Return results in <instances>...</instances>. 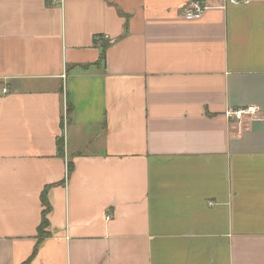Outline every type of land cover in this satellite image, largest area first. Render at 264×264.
I'll return each instance as SVG.
<instances>
[{"label":"crops","instance_id":"crops-1","mask_svg":"<svg viewBox=\"0 0 264 264\" xmlns=\"http://www.w3.org/2000/svg\"><path fill=\"white\" fill-rule=\"evenodd\" d=\"M192 1L0 0V264H264V0Z\"/></svg>","mask_w":264,"mask_h":264},{"label":"built area","instance_id":"built-area-1","mask_svg":"<svg viewBox=\"0 0 264 264\" xmlns=\"http://www.w3.org/2000/svg\"><path fill=\"white\" fill-rule=\"evenodd\" d=\"M229 4L237 5V4H245L244 1L239 0H227ZM210 9V6L201 0L192 1L187 5L184 9L183 16L187 21H197L203 18L206 12ZM4 93H7V90H3ZM259 109L256 107H247L244 109H238L229 111L228 117L231 121L235 122H243L247 118H251L258 114Z\"/></svg>","mask_w":264,"mask_h":264},{"label":"trees","instance_id":"trees-1","mask_svg":"<svg viewBox=\"0 0 264 264\" xmlns=\"http://www.w3.org/2000/svg\"><path fill=\"white\" fill-rule=\"evenodd\" d=\"M102 39H96V43H98L99 41H101ZM104 53H105V47L102 46V53H101V57H100V61L102 62L104 60ZM71 111V107L68 105V112ZM57 149H58V154L59 155H63L64 152V140L63 137H60L57 139ZM73 172V166L72 164H69L68 166V174H72ZM48 188H46L42 194H41V203L43 206V213H42V221L41 224L38 228V232H37V246L34 249L32 258H34L37 253H38V247L41 244V242H43L44 240H46L47 238L50 237V234L48 232V228H49V220H48V216L51 212V206L49 204L48 201Z\"/></svg>","mask_w":264,"mask_h":264}]
</instances>
